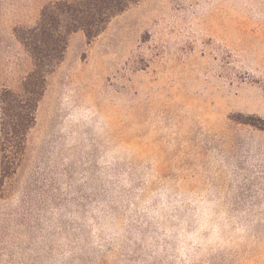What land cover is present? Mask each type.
I'll use <instances>...</instances> for the list:
<instances>
[{
  "label": "rangeland",
  "instance_id": "rangeland-1",
  "mask_svg": "<svg viewBox=\"0 0 264 264\" xmlns=\"http://www.w3.org/2000/svg\"><path fill=\"white\" fill-rule=\"evenodd\" d=\"M50 1L0 0V92ZM0 264H264V0H135L71 32L0 169Z\"/></svg>",
  "mask_w": 264,
  "mask_h": 264
},
{
  "label": "trees",
  "instance_id": "trees-1",
  "mask_svg": "<svg viewBox=\"0 0 264 264\" xmlns=\"http://www.w3.org/2000/svg\"><path fill=\"white\" fill-rule=\"evenodd\" d=\"M135 0H54L45 4L34 26L15 30L33 60L32 70L19 90L0 92V169L4 178L25 150L26 135L35 123V113L47 75L63 57L67 36L82 30L88 39L97 36L109 20Z\"/></svg>",
  "mask_w": 264,
  "mask_h": 264
}]
</instances>
